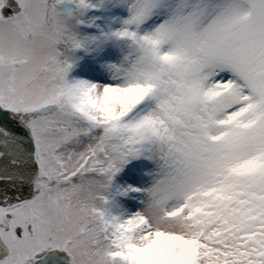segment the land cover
<instances>
[{
	"label": "snow or ice",
	"instance_id": "6c2138e0",
	"mask_svg": "<svg viewBox=\"0 0 264 264\" xmlns=\"http://www.w3.org/2000/svg\"><path fill=\"white\" fill-rule=\"evenodd\" d=\"M0 264H264V0H0Z\"/></svg>",
	"mask_w": 264,
	"mask_h": 264
}]
</instances>
